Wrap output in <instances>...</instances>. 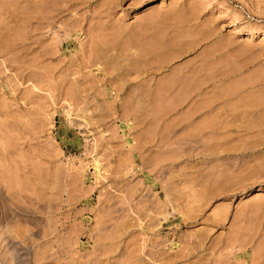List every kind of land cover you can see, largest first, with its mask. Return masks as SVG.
Instances as JSON below:
<instances>
[{
	"label": "rangeland",
	"instance_id": "374dc122",
	"mask_svg": "<svg viewBox=\"0 0 264 264\" xmlns=\"http://www.w3.org/2000/svg\"><path fill=\"white\" fill-rule=\"evenodd\" d=\"M0 264H264V0H0Z\"/></svg>",
	"mask_w": 264,
	"mask_h": 264
},
{
	"label": "bare ground",
	"instance_id": "6f19581e",
	"mask_svg": "<svg viewBox=\"0 0 264 264\" xmlns=\"http://www.w3.org/2000/svg\"><path fill=\"white\" fill-rule=\"evenodd\" d=\"M48 1V0H47ZM51 18V17H50Z\"/></svg>",
	"mask_w": 264,
	"mask_h": 264
}]
</instances>
